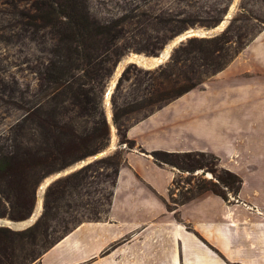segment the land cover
<instances>
[{"label": "rangeland", "instance_id": "374dc122", "mask_svg": "<svg viewBox=\"0 0 264 264\" xmlns=\"http://www.w3.org/2000/svg\"><path fill=\"white\" fill-rule=\"evenodd\" d=\"M39 1L0 0V158L6 157L0 170V217L27 219L39 185L60 175L44 187L39 215L24 236L7 237L9 264L35 260L81 221L105 214L122 153L136 147L135 141L133 148L120 143L118 126L111 122L114 111L122 129L172 102L155 108L166 95L191 83L200 91L211 74L264 29V0H78L87 19L105 29L94 41L72 42L68 55L57 29L31 17L37 12L35 2L42 8ZM56 1L71 5L69 0ZM229 12L224 26L216 30ZM189 28L198 33L172 46L161 64L150 67L133 57L157 56ZM210 37L215 40L200 42ZM188 38L196 41L187 43ZM102 118L109 135L107 145L95 154L109 150L93 159L84 152L97 143L78 140L95 128L102 133ZM237 153L235 161L243 156ZM202 161L212 168L209 158ZM169 167L176 171L166 198L169 206L195 195L203 181H216L204 166L194 172ZM239 168L245 172L244 163ZM227 197L229 201L235 196Z\"/></svg>", "mask_w": 264, "mask_h": 264}, {"label": "crops", "instance_id": "0c3cea01", "mask_svg": "<svg viewBox=\"0 0 264 264\" xmlns=\"http://www.w3.org/2000/svg\"><path fill=\"white\" fill-rule=\"evenodd\" d=\"M126 135L136 147L122 153L105 214L81 221L29 264H264V29L200 91ZM156 149L210 151L241 178L239 191L227 202L205 193L169 206L176 171L152 159Z\"/></svg>", "mask_w": 264, "mask_h": 264}, {"label": "trees", "instance_id": "16d2710c", "mask_svg": "<svg viewBox=\"0 0 264 264\" xmlns=\"http://www.w3.org/2000/svg\"><path fill=\"white\" fill-rule=\"evenodd\" d=\"M71 5L65 3V2H58L56 0H40L39 3L41 4L42 8L37 5V3H34V9H36L35 17L40 22L46 24L47 26L51 28L57 29V38L60 42L59 44L62 45V49L66 51V54H68L72 49V42L75 44H79L81 42L88 41L89 39H92V41L95 40L96 36H100L105 26L100 25H93L86 17L84 11L81 9L80 2L78 0H69ZM43 6L45 8H43ZM63 18V19H62ZM64 21V22H62ZM55 23H58L61 26V29L56 27L57 25ZM220 23V22H219ZM174 39V38H173ZM195 40V38H188L187 43L192 42ZM214 41L215 38H202L200 42H210ZM196 41V40H195ZM170 43V42H169ZM168 43V44H169ZM164 49V48H163ZM162 49V50H163ZM75 50V48H74ZM69 55V54H68ZM230 61V60H229ZM228 62L223 64L219 69H217L212 76L220 69H222ZM58 67V70L62 73L63 68ZM57 70V69H56ZM126 72V68L123 70L122 74ZM58 73L54 75V77L58 78ZM122 75L120 76V78ZM120 80V79H119ZM204 81L200 82L203 83ZM198 84L191 83L188 86H185L178 92L176 91L174 94L166 95L162 98H160L158 105L155 108H160L161 106L167 104L168 102L174 100L175 98L180 97L185 92L191 90ZM154 109H152L151 112H153ZM149 114V113H148ZM148 114L144 115L146 117ZM119 115L117 112H113L111 122L118 126L119 130V140L120 143L124 142L128 148H133L134 146V140L127 139L126 136V129L129 127L122 128L119 127ZM102 124V133H100L99 128H95L93 131H91V134H87L85 138L80 137L79 141H89V142H95L97 143V147L93 150H88L84 152L85 155H94L100 148H103L107 145V136L109 135L108 132V126L106 121L102 118L101 119ZM101 137V139H99ZM99 139V142L97 141ZM97 141V142H96ZM83 149L86 147L83 146ZM150 155L152 159L158 163V165H169V166H175L181 171H192L194 172L197 169L207 167L210 172L214 175L216 181L215 182H209V181H203L200 185H197V192L195 195H190L188 197H184L180 203H185L189 201L190 199H194L196 196L201 195L204 192H209L214 195L220 196L223 200L226 202L228 201L227 193H231L233 196L239 191L241 179L237 175H235L233 172L227 170L224 167H221L218 165V158L211 154L210 152H202V151H188V152H182V153H175V152H168V151H162V150H153L150 152ZM207 157L210 159V164H212V168H209L208 162H203L202 160ZM172 158L179 159V163H175ZM6 164V157L0 158V170L3 169L4 165ZM228 189V192L225 190ZM177 203V204H180ZM15 204V202H14ZM28 217V216H27ZM14 218H17L18 220L25 218L22 215H16ZM29 229L26 228L22 231H13L6 227L0 226V264H9L7 261V237L12 234H17L19 237L24 236L26 231ZM46 250V249H45ZM39 257V255L36 257V259ZM35 259V260H36ZM33 261V260H32ZM31 261V262H32ZM30 263V262H29ZM27 263V264H29Z\"/></svg>", "mask_w": 264, "mask_h": 264}, {"label": "water", "instance_id": "95a60500", "mask_svg": "<svg viewBox=\"0 0 264 264\" xmlns=\"http://www.w3.org/2000/svg\"><path fill=\"white\" fill-rule=\"evenodd\" d=\"M191 34H194V33H192V32H187V33H182V34H180L179 36H178V39H177V42L178 43H180L181 41H183L184 39H186L187 37H189ZM176 42V43H177ZM175 43V44H176ZM174 44V45H175ZM173 45V46H174ZM158 56V55H157ZM157 56H155V58L157 57ZM168 58V55L166 56V58L165 59H167ZM147 59H149V58H147ZM165 59H162L161 61L159 60L158 62H154V61H151V59H149L148 61H147V63H144V64H146V65H148V66H150V67H154V66H157V65H159V64H161L162 63V61L163 60H165ZM108 91V90H107ZM107 91H106V95H107ZM109 149H105V150H103V151H101V152H99V153H97V154H94L93 155V159L94 158H96V157H98V156H100V155H102V154H104L105 152H107ZM59 175H60V173H56V175L54 176V175H52V176H50V178H49V180H48V182L46 183V185H48L49 184V182H51V180L54 178H57V177H59ZM45 185V186H46ZM39 187H40V185H39ZM38 215L39 214H37V215H35V213H34V210L29 214V216H28V218L27 219H24V220H22V221H20V222H14V221H12V220H8V219H2L1 217H0V226L1 227H18V228H26L27 226H29L33 221H34V219H37V217H38Z\"/></svg>", "mask_w": 264, "mask_h": 264}, {"label": "bare ground", "instance_id": "6f19581e", "mask_svg": "<svg viewBox=\"0 0 264 264\" xmlns=\"http://www.w3.org/2000/svg\"><path fill=\"white\" fill-rule=\"evenodd\" d=\"M231 16V13L229 12L228 14H226V16L220 21V23L217 25L216 27V30L217 29H221L224 24L226 23L227 21V18H229ZM187 32H192V33H198V30L196 29H193V28H189L188 30H186L184 33H187ZM177 39H178V36H176L174 39L171 40V42L167 45V47L163 50V51H160V53L158 54V56L155 58V57H151L150 59L154 62H158L159 60L161 61L162 59H165L166 56L168 55L169 53V50L172 48V46L177 42ZM133 57L139 59V60H144L143 63H147V61L145 60H149V59H146L142 57V55H133ZM109 93H110V90L107 91V96L106 98L108 99V96H109ZM109 115V113H108ZM54 176L56 174H53ZM50 177H47L43 180L42 184L40 185V187L38 188V199H37V202H35V206H34V213L35 215H37L39 213V210H40V202H41V193L46 185V183L48 182Z\"/></svg>", "mask_w": 264, "mask_h": 264}]
</instances>
